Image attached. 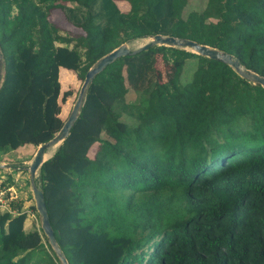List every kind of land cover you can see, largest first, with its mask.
Wrapping results in <instances>:
<instances>
[{"label": "trees", "instance_id": "obj_1", "mask_svg": "<svg viewBox=\"0 0 264 264\" xmlns=\"http://www.w3.org/2000/svg\"><path fill=\"white\" fill-rule=\"evenodd\" d=\"M125 1L0 0L1 150L49 139L72 71L130 39L191 38L264 76V0ZM33 180L69 264H264V86L177 46L118 56ZM9 209L0 264H60Z\"/></svg>", "mask_w": 264, "mask_h": 264}, {"label": "water", "instance_id": "obj_2", "mask_svg": "<svg viewBox=\"0 0 264 264\" xmlns=\"http://www.w3.org/2000/svg\"><path fill=\"white\" fill-rule=\"evenodd\" d=\"M145 37L146 39L141 42L137 43L135 46H129L127 42H121L118 45L114 46L107 52L103 53L102 55L98 56L85 70L83 77L81 79V83L78 88V92L76 95V98L67 114L65 119L62 121L59 128L53 133V135L39 143L35 151L27 163L25 165V169L29 175V184H30V191L32 198L34 200V208L38 214L39 217V227L44 233L48 244L50 245L51 249L53 250L54 254L60 261V264H69L67 262V259L61 250L59 244L55 240L51 225L49 223L46 206L42 194L41 188L34 182V177L37 174L38 167L44 161L46 158L52 155L56 147L59 145V143L65 138V136L68 134V131L74 122L76 116L78 115V112L80 110V107L84 100V95L86 92V89L88 85L90 84L92 78L95 76L97 72H99L106 64L113 61L115 58L121 55H125L128 53H135L139 50L145 49L151 45L154 44H164L168 46H177L181 47L190 51H193L198 54H202L211 58L219 59L222 62H225L228 64L232 69H234L240 76L252 81L257 82L264 86V76L250 70L248 68H243L239 61L235 56H233L231 53L223 51L221 49H218L213 46H209L205 43H200L195 41L194 39L187 38V37H180V36H174L171 34H162V33H152L148 34ZM3 73V61L1 57V51H0V81L2 78ZM56 145L55 149L47 155L48 151L53 148ZM6 165L8 164H1Z\"/></svg>", "mask_w": 264, "mask_h": 264}, {"label": "rangeland", "instance_id": "obj_3", "mask_svg": "<svg viewBox=\"0 0 264 264\" xmlns=\"http://www.w3.org/2000/svg\"><path fill=\"white\" fill-rule=\"evenodd\" d=\"M55 25L59 28L60 32L68 33L70 35L76 34L77 32H79L76 30L73 31L72 27H70V26L69 27H63V25H61V24H55ZM145 39H146L145 37H138L135 39H130V40L125 41V42H127L129 46L133 47L137 43L143 42ZM72 73H73V79L71 80V83L66 85V89H68L70 91V93L65 97L64 101H62L64 106L59 104V105L63 106L62 108H60L61 114L59 116L61 118V123L65 119V117L67 116V114H68V112H69V110H70V108H71V106H72V104L76 98L78 88H79V85L81 83V78H79L74 71H72ZM156 74H157L158 80H160L159 78H161V77L158 76V72H156ZM187 77L189 78V76H187ZM164 79L162 78V80H164ZM126 98L131 99V101H136L135 93L132 92L131 90L126 92ZM100 136H106L105 132L102 131L100 133ZM97 143L98 142L95 141V142H93V144L90 145L89 149L87 150L88 156L93 155V152L97 146ZM35 148H36V146H34L32 144H25V145L19 146L18 149H17V147L16 148H7L9 150H7V149L1 150L0 149V163L1 164L8 163L12 169L17 170L16 168H13V167L15 165H18V166L27 165V163L29 162V160L31 159V157L35 151ZM1 166H5V165H1ZM25 171H26V169H25ZM24 180H25L24 185H19L18 183H15L14 187H15V191H17L19 189H23L25 195L20 196L18 199L16 198L13 200L14 201L17 200V203H19V202H21V204L23 202L25 203V206H22V208H25V210H28L29 213H32V215H28V216H30L29 217L30 222H29L28 226L34 227L36 225V227H38L39 226V217H38L36 210L32 206L34 200H33L32 195H31L29 182H27L26 179H24ZM1 210H3V209L0 207V211ZM43 240L44 239L41 237V241H43Z\"/></svg>", "mask_w": 264, "mask_h": 264}, {"label": "crops", "instance_id": "obj_4", "mask_svg": "<svg viewBox=\"0 0 264 264\" xmlns=\"http://www.w3.org/2000/svg\"><path fill=\"white\" fill-rule=\"evenodd\" d=\"M123 1H125V0H123ZM116 4L119 7V9L122 11H126L128 9L127 1L116 2ZM54 8H57L58 10H60L58 7H52L50 9H54ZM50 9H49V11H50ZM72 30L73 31H75V30L76 31H82L79 28H72ZM62 68H65V67H62V66L59 67V69H62ZM60 90H61V83H60ZM23 145H25V144H23ZM19 146H21V145H19ZM18 147H17V149H18ZM3 164H8V163H3ZM13 168H16L17 170L12 169L9 164H8V166H6V165L0 166V180L3 181L4 185H6V187L10 186V188L15 190L14 184L18 183L19 185H24V183H25L24 179H26V181L29 182V175H28L27 171H25V169H24L25 165H22V166L15 165ZM29 187H30V184H29ZM24 195H25L24 190L19 189L16 191V197L14 199H16V198L18 199L20 196H24ZM32 205H34V204H32ZM7 206L9 208H11L12 213H16V212H24L25 213V217H24L23 222H22V228L24 231H28V230H31L33 228L39 227V226L36 227V225L34 227L28 226L29 222H30V219H29L30 216H28V215H32V213H29L28 210H25V208H22V206H25L24 202L21 204V202L17 203V200L14 201L13 199H11V200L7 201ZM16 206H18V207H16Z\"/></svg>", "mask_w": 264, "mask_h": 264}, {"label": "built area", "instance_id": "obj_5", "mask_svg": "<svg viewBox=\"0 0 264 264\" xmlns=\"http://www.w3.org/2000/svg\"><path fill=\"white\" fill-rule=\"evenodd\" d=\"M0 180V207L2 209L8 210L7 201L14 199L16 197V191L10 186H7L1 183ZM10 210V209H9Z\"/></svg>", "mask_w": 264, "mask_h": 264}, {"label": "bare ground", "instance_id": "obj_6", "mask_svg": "<svg viewBox=\"0 0 264 264\" xmlns=\"http://www.w3.org/2000/svg\"><path fill=\"white\" fill-rule=\"evenodd\" d=\"M55 147L56 145L48 151L47 155L50 154L55 149Z\"/></svg>", "mask_w": 264, "mask_h": 264}]
</instances>
